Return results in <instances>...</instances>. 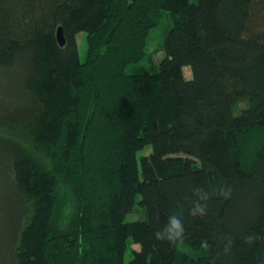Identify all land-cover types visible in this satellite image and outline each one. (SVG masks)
Returning <instances> with one entry per match:
<instances>
[{"label":"trees","instance_id":"trees-1","mask_svg":"<svg viewBox=\"0 0 264 264\" xmlns=\"http://www.w3.org/2000/svg\"><path fill=\"white\" fill-rule=\"evenodd\" d=\"M130 242L128 264H264V0H0V264H125Z\"/></svg>","mask_w":264,"mask_h":264},{"label":"rangeland","instance_id":"rangeland-1","mask_svg":"<svg viewBox=\"0 0 264 264\" xmlns=\"http://www.w3.org/2000/svg\"><path fill=\"white\" fill-rule=\"evenodd\" d=\"M169 20L167 18V15L165 14L163 16V21L161 24L150 32V35L147 40L146 50H147V56L144 59V61L140 64L145 66L147 69H150L152 67H158L161 63V60L165 57V50H164V41L167 34V31L170 28ZM78 44H79V54H80V60L82 62L86 61L87 58V40L85 34H80L78 36ZM185 74L187 77L191 76V69L190 67L185 68ZM151 151L148 149L145 151V154H149ZM144 154V152L139 153V156ZM142 212L140 210H137L135 214H131L127 216L128 221H134L139 218H141ZM184 252L190 254L194 258L199 257L202 253L201 251L194 250L186 245H182L180 247ZM137 249L139 250V246L134 244L133 242L129 243V249L126 253L125 257V264H128L130 260L132 259V250Z\"/></svg>","mask_w":264,"mask_h":264},{"label":"clouds","instance_id":"clouds-1","mask_svg":"<svg viewBox=\"0 0 264 264\" xmlns=\"http://www.w3.org/2000/svg\"><path fill=\"white\" fill-rule=\"evenodd\" d=\"M194 195L196 197L189 209L188 215L192 218H203L207 215V200L208 194L201 189H194ZM232 195L231 188H221L219 191V196L225 200L230 199ZM185 235V225L184 220L181 215L171 214L168 216L167 222L163 228L153 232V237L159 242H166L170 246L175 245L178 241L183 239ZM252 238L249 237V240Z\"/></svg>","mask_w":264,"mask_h":264},{"label":"water","instance_id":"water-1","mask_svg":"<svg viewBox=\"0 0 264 264\" xmlns=\"http://www.w3.org/2000/svg\"><path fill=\"white\" fill-rule=\"evenodd\" d=\"M57 38L61 46H64L66 44V39L62 28L58 29Z\"/></svg>","mask_w":264,"mask_h":264}]
</instances>
